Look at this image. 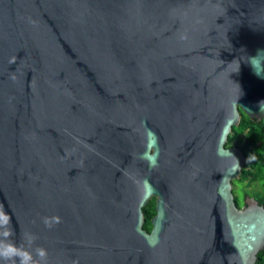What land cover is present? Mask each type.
<instances>
[{
  "label": "water",
  "instance_id": "1",
  "mask_svg": "<svg viewBox=\"0 0 264 264\" xmlns=\"http://www.w3.org/2000/svg\"><path fill=\"white\" fill-rule=\"evenodd\" d=\"M260 52L264 0H0L11 240L47 264H257L264 205L237 204L225 143L264 119Z\"/></svg>",
  "mask_w": 264,
  "mask_h": 264
},
{
  "label": "trees",
  "instance_id": "2",
  "mask_svg": "<svg viewBox=\"0 0 264 264\" xmlns=\"http://www.w3.org/2000/svg\"><path fill=\"white\" fill-rule=\"evenodd\" d=\"M243 132L246 133L245 137L249 145V149H251V153L247 152V150L243 148L247 162L242 169V174L239 179L241 182L248 180L247 184L249 185H254L255 183L261 184L262 190L259 192V202L264 205V119L257 121L252 119L247 114H243L240 123L233 126L228 141L232 144L237 137H240L239 141L243 140L244 136H240ZM235 200L238 205H241V202L236 194ZM155 205L156 201L155 197H153L143 207L145 216L144 227L147 230H151L152 228L151 218L156 213ZM257 264H264V249L258 252Z\"/></svg>",
  "mask_w": 264,
  "mask_h": 264
},
{
  "label": "clouds",
  "instance_id": "3",
  "mask_svg": "<svg viewBox=\"0 0 264 264\" xmlns=\"http://www.w3.org/2000/svg\"><path fill=\"white\" fill-rule=\"evenodd\" d=\"M264 54L260 52L256 57H250V62L257 69V60ZM11 223L10 215L0 208V264H47V251L38 247L33 252L29 247H21L11 240V231L7 226ZM34 237H28L30 245Z\"/></svg>",
  "mask_w": 264,
  "mask_h": 264
},
{
  "label": "rangeland",
  "instance_id": "4",
  "mask_svg": "<svg viewBox=\"0 0 264 264\" xmlns=\"http://www.w3.org/2000/svg\"><path fill=\"white\" fill-rule=\"evenodd\" d=\"M248 180L245 182H241L239 178L233 180V190L234 194L238 197L241 204H244V194L248 192L253 197H257L259 194V190L262 189L261 184L258 183L256 186H249L247 184Z\"/></svg>",
  "mask_w": 264,
  "mask_h": 264
},
{
  "label": "flooded vegetation",
  "instance_id": "5",
  "mask_svg": "<svg viewBox=\"0 0 264 264\" xmlns=\"http://www.w3.org/2000/svg\"><path fill=\"white\" fill-rule=\"evenodd\" d=\"M243 114H246V113H244L242 110H241V120H242V117H243ZM252 119H254V120H261V119H259V118H254V117H251ZM232 132V131H231ZM245 132H243V134H241L240 136H244V139L243 140H241V141H239V139H240V137L238 138H236L233 142H232V144L228 141L229 140V136H228V140H227V142L225 143V146L228 148V147H232V146H237V147H240L243 151H244V149L243 148H245V150H247V152H250L251 153V149H249V145H248V143H247V140H246V137H245ZM230 135V134H229ZM239 141V142H238ZM246 162H247V158H246ZM246 164V163H245ZM245 166V165H244ZM247 181V180H246ZM242 182H245V181H242ZM258 183H255L254 185H249V186H256ZM262 190V189H261ZM261 190H259V192H261ZM259 196H260V194H258V196L257 197H253V196H251L250 194H248V193H245L244 194V204H241V205H239V206H244L245 205V202H246V200H248L249 198H256L258 201H259ZM153 198V197H152ZM155 201H156V198H155ZM260 203V202H259ZM156 206V205H155ZM156 208V207H155Z\"/></svg>",
  "mask_w": 264,
  "mask_h": 264
}]
</instances>
